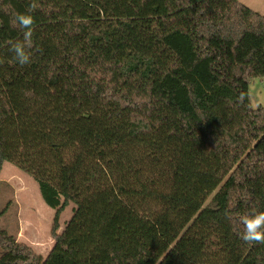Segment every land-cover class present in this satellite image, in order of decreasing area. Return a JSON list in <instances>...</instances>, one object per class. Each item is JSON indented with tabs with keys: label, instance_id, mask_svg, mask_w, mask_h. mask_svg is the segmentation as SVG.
Here are the masks:
<instances>
[{
	"label": "trees",
	"instance_id": "trees-1",
	"mask_svg": "<svg viewBox=\"0 0 264 264\" xmlns=\"http://www.w3.org/2000/svg\"><path fill=\"white\" fill-rule=\"evenodd\" d=\"M0 0V172L55 212L45 259L0 231V264H264V15L239 0ZM215 194L212 204L206 201ZM73 206L62 234L61 212Z\"/></svg>",
	"mask_w": 264,
	"mask_h": 264
},
{
	"label": "rangeland",
	"instance_id": "rangeland-1",
	"mask_svg": "<svg viewBox=\"0 0 264 264\" xmlns=\"http://www.w3.org/2000/svg\"><path fill=\"white\" fill-rule=\"evenodd\" d=\"M239 3L264 15V0H239ZM249 96L254 109L264 106V80L250 81ZM216 193L206 201V207L212 204ZM72 210L70 205L61 212L56 229L58 234L64 232L73 215ZM54 214L44 204L37 184L28 175L10 164L3 165L0 172V231L45 259L54 245Z\"/></svg>",
	"mask_w": 264,
	"mask_h": 264
},
{
	"label": "clouds",
	"instance_id": "clouds-1",
	"mask_svg": "<svg viewBox=\"0 0 264 264\" xmlns=\"http://www.w3.org/2000/svg\"><path fill=\"white\" fill-rule=\"evenodd\" d=\"M37 8L38 4L36 0H31L26 10L22 13H17L15 17L23 38L11 43V51L14 60L20 66H25L32 62V34L35 25L34 13ZM239 223L242 226V231L239 235L245 243H264V211H256L242 215L239 218Z\"/></svg>",
	"mask_w": 264,
	"mask_h": 264
}]
</instances>
